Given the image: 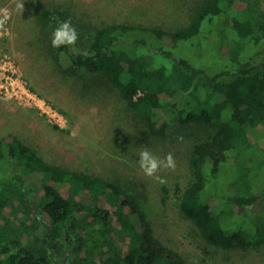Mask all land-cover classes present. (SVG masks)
Masks as SVG:
<instances>
[{
  "label": "trees",
  "instance_id": "trees-1",
  "mask_svg": "<svg viewBox=\"0 0 264 264\" xmlns=\"http://www.w3.org/2000/svg\"><path fill=\"white\" fill-rule=\"evenodd\" d=\"M226 1H202L191 21L173 31L141 29L158 43L128 38L126 26L107 25L87 38L84 51L50 44L48 52L65 74L86 70L105 77L151 136L172 138L191 125L213 128L192 151L194 180L182 191L179 207L208 245L247 250L264 245V228L257 237L240 229L230 233L205 191L224 164L236 168L246 159L256 165L251 136L264 132V0ZM223 13L229 15L224 33L231 39L220 50L229 64L224 70L209 74L175 58L176 45L198 44L205 22ZM69 17L60 4L43 8L36 21L46 35ZM139 198L120 178L53 164L9 134L0 140V264H188L156 237ZM226 201L264 213V187Z\"/></svg>",
  "mask_w": 264,
  "mask_h": 264
},
{
  "label": "rangeland",
  "instance_id": "rangeland-1",
  "mask_svg": "<svg viewBox=\"0 0 264 264\" xmlns=\"http://www.w3.org/2000/svg\"><path fill=\"white\" fill-rule=\"evenodd\" d=\"M202 1L0 0V9L7 8L11 14L0 29V140L14 134L53 164L120 178L140 197L159 241L180 253L188 264H264V245L247 250L210 246L193 220L180 210V195L194 180L190 167L192 151L214 129L205 124L191 125L168 139L149 135L145 122L105 77L86 70L72 76L58 68L48 52L53 31L42 35L36 21L43 8L62 4L68 8L69 18L79 33L76 51H84L87 38L107 25L131 28L128 38L146 39L150 45V40L158 41L141 29L173 31L184 27ZM19 4L24 7L18 8ZM255 6L260 8L261 4L256 2ZM228 19L229 15L223 13L213 22L206 21L199 43L176 45L175 58L184 57L209 74L224 70L229 64L220 57V50L231 42L224 33ZM165 41L172 45L168 38ZM126 43L132 45L130 41ZM247 49L252 57L251 46L247 45ZM251 143L256 165L246 159L236 163V168L224 164L221 173L210 178L205 193L212 198V206L230 233L240 229L257 237L258 229L264 228V213L253 210L254 206L238 208L225 202L231 195L264 187V132L259 133V138L251 136ZM144 147L158 157L173 154L175 170L159 173L166 184L161 185L140 171L138 153ZM245 177L247 181L243 180Z\"/></svg>",
  "mask_w": 264,
  "mask_h": 264
},
{
  "label": "clouds",
  "instance_id": "clouds-1",
  "mask_svg": "<svg viewBox=\"0 0 264 264\" xmlns=\"http://www.w3.org/2000/svg\"><path fill=\"white\" fill-rule=\"evenodd\" d=\"M18 8H23V4L17 5ZM10 12L7 8L0 9V29H3L5 24L10 19ZM79 33L73 26L71 19L60 21L53 29L51 38V47L54 49L70 47L74 51ZM182 140L183 137H178ZM138 164L142 174L149 178H154L161 185L167 183L166 179L159 175L160 172L174 171L176 161L172 153H168L163 157L154 155L147 147H144L138 153Z\"/></svg>",
  "mask_w": 264,
  "mask_h": 264
}]
</instances>
